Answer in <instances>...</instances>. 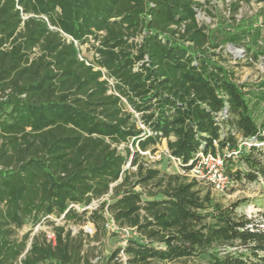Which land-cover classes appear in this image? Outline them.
I'll use <instances>...</instances> for the list:
<instances>
[{
    "label": "trees",
    "instance_id": "trees-1",
    "mask_svg": "<svg viewBox=\"0 0 264 264\" xmlns=\"http://www.w3.org/2000/svg\"><path fill=\"white\" fill-rule=\"evenodd\" d=\"M219 1L233 14L264 4ZM201 7L196 0H0V264H93L83 232L73 235L68 225L101 222L105 230L100 211L88 216L74 206L110 193L101 211L108 207L120 228L139 235L128 240L127 264H264V221L140 153L166 142L185 170L199 153H218L227 191L264 182V117L213 52L220 45L199 25ZM257 17L260 24L235 23L237 32L220 43L264 61V7ZM64 34L90 45L119 96ZM42 221L51 222L55 243L44 232L20 236ZM119 251L107 261L117 264Z\"/></svg>",
    "mask_w": 264,
    "mask_h": 264
},
{
    "label": "rangeland",
    "instance_id": "rangeland-1",
    "mask_svg": "<svg viewBox=\"0 0 264 264\" xmlns=\"http://www.w3.org/2000/svg\"><path fill=\"white\" fill-rule=\"evenodd\" d=\"M202 3V7L197 8V21L200 26H206L212 40L219 43L220 47L213 52L223 59L222 63L233 73L234 80L245 86V92L248 94L247 99L255 113L257 119L264 117V61H254L246 56L245 50L230 44L223 45L220 40L225 36V32L235 34L236 24L248 25L252 22L260 24L261 18H253L259 14L264 4L252 3L243 5L236 14L231 10V3H224L219 0H196ZM234 17V19H232ZM253 17V18H252ZM235 20V22H234ZM236 23V24H235ZM227 30L225 31V29ZM86 56L91 58V52H87ZM137 124L142 128L140 115L134 114ZM145 129V127L143 128ZM132 152L134 147L129 145ZM126 145L119 146V151L124 153ZM167 149L166 142L157 146V151L161 152L160 159L151 158V155H145L143 161L147 162L154 168L161 169L170 174L177 173L174 163L164 155L163 151ZM156 151V152H157ZM153 155V154H152ZM129 169V165L125 170ZM130 170H132L130 168ZM141 191L140 188L137 189ZM214 196L223 204L231 205L233 203L240 204L239 213H244L249 217L264 221V182L258 184H238L231 191L215 193ZM52 221V220H51ZM55 222V221H54ZM63 225V222H55ZM86 227H89V231ZM68 228L72 230L73 235L83 232L85 238V253H89L93 264H114L107 261L112 253L117 250L123 243L121 234L113 232L101 226V222L93 223L92 221L85 223H70ZM52 230L51 222L42 221L40 224L33 226L28 223L20 236L30 233L31 237L39 235L41 232Z\"/></svg>",
    "mask_w": 264,
    "mask_h": 264
},
{
    "label": "built area",
    "instance_id": "built-area-1",
    "mask_svg": "<svg viewBox=\"0 0 264 264\" xmlns=\"http://www.w3.org/2000/svg\"><path fill=\"white\" fill-rule=\"evenodd\" d=\"M64 37L68 38L69 42L73 41L71 38H69L65 34H64ZM73 42L79 51L80 60L84 61L86 65L94 67V71H100L102 73L101 81H105L110 88L109 94H114V95L119 96L116 91V87H115L117 81L113 77L108 75L106 69L94 65L93 60L94 58L98 57V55L95 54L94 52H91V55H92L91 58L86 56V53L88 52L90 48V45L89 44L79 45L76 41H73ZM123 102L127 108V111L134 113V111L132 110V108L130 107V105L125 99H123ZM142 128H144V125L142 126ZM148 135H151V133L148 132ZM156 151L154 153H151V152H140V153L143 156L151 155V158L160 159L161 152L159 151L156 152ZM163 153L174 163L177 169V173L187 176L191 179H195L200 183L210 186L213 192L215 193H219V192L223 193L227 191L229 187V178L226 175L224 158L220 156L218 153L217 154H212V153L206 154L204 152L199 153L196 161L192 163V167L190 170L183 169L181 167V160L172 156L168 149H165ZM234 155H237V153H234ZM229 156H231V154H229ZM111 194L112 193L105 195L101 199L94 200L89 206L85 208H81V206H78V205H75L74 207L75 209L79 211H82V210L88 211V216L92 215L93 212L95 211H100L99 213L105 219V228L112 230L113 232L119 233L123 237V243L119 247L120 251H119V254L116 256V258L114 259V262L117 264H127V256L125 253V248L128 244V240L137 238L139 235L135 229L120 228L115 223L112 214L108 210V207H105L101 211L102 204H109L111 202ZM48 218H50L52 221H55V222H58V221L61 222V219H55L52 216H49ZM55 225L58 226L59 224L55 223ZM86 228L89 231H91L89 227H86ZM45 234L48 239V242L55 243L56 237H55V233L53 229L48 232H45Z\"/></svg>",
    "mask_w": 264,
    "mask_h": 264
}]
</instances>
